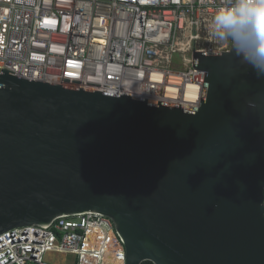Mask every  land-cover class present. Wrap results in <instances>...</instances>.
I'll return each instance as SVG.
<instances>
[{
	"label": "water",
	"instance_id": "95a60500",
	"mask_svg": "<svg viewBox=\"0 0 264 264\" xmlns=\"http://www.w3.org/2000/svg\"><path fill=\"white\" fill-rule=\"evenodd\" d=\"M193 64L194 104L0 66V235L92 212L114 221L127 264H264V78L232 47Z\"/></svg>",
	"mask_w": 264,
	"mask_h": 264
},
{
	"label": "built area",
	"instance_id": "2783aa9c",
	"mask_svg": "<svg viewBox=\"0 0 264 264\" xmlns=\"http://www.w3.org/2000/svg\"><path fill=\"white\" fill-rule=\"evenodd\" d=\"M234 0H0V66L20 78L184 103L204 84L195 52H226L211 18ZM127 264L114 221L98 213L0 235V264Z\"/></svg>",
	"mask_w": 264,
	"mask_h": 264
},
{
	"label": "clouds",
	"instance_id": "9594fccd",
	"mask_svg": "<svg viewBox=\"0 0 264 264\" xmlns=\"http://www.w3.org/2000/svg\"><path fill=\"white\" fill-rule=\"evenodd\" d=\"M264 0H234L219 7L209 25L212 35L221 43H229L241 63L257 78H264Z\"/></svg>",
	"mask_w": 264,
	"mask_h": 264
},
{
	"label": "rangeland",
	"instance_id": "374dc122",
	"mask_svg": "<svg viewBox=\"0 0 264 264\" xmlns=\"http://www.w3.org/2000/svg\"><path fill=\"white\" fill-rule=\"evenodd\" d=\"M72 256L67 254H62L59 252H48L45 255V260L48 261L50 264H66L72 261Z\"/></svg>",
	"mask_w": 264,
	"mask_h": 264
},
{
	"label": "bare ground",
	"instance_id": "6f19581e",
	"mask_svg": "<svg viewBox=\"0 0 264 264\" xmlns=\"http://www.w3.org/2000/svg\"><path fill=\"white\" fill-rule=\"evenodd\" d=\"M198 86L191 84L187 87V94L184 95L183 101L189 104H194L198 102V99L200 98L201 95V90L198 93Z\"/></svg>",
	"mask_w": 264,
	"mask_h": 264
},
{
	"label": "snow or ice",
	"instance_id": "6c2138e0",
	"mask_svg": "<svg viewBox=\"0 0 264 264\" xmlns=\"http://www.w3.org/2000/svg\"><path fill=\"white\" fill-rule=\"evenodd\" d=\"M261 34L264 35V21L261 22Z\"/></svg>",
	"mask_w": 264,
	"mask_h": 264
},
{
	"label": "trees",
	"instance_id": "16d2710c",
	"mask_svg": "<svg viewBox=\"0 0 264 264\" xmlns=\"http://www.w3.org/2000/svg\"><path fill=\"white\" fill-rule=\"evenodd\" d=\"M143 264H154V263L151 261H145Z\"/></svg>",
	"mask_w": 264,
	"mask_h": 264
}]
</instances>
